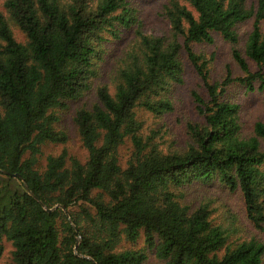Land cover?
Returning a JSON list of instances; mask_svg holds the SVG:
<instances>
[{
  "label": "trees",
  "instance_id": "obj_1",
  "mask_svg": "<svg viewBox=\"0 0 264 264\" xmlns=\"http://www.w3.org/2000/svg\"><path fill=\"white\" fill-rule=\"evenodd\" d=\"M3 7L0 255L9 241L7 264H145L146 249L163 264H264L263 240L238 233L232 217L212 216L209 204L191 206L178 191L213 180L239 189L246 218L264 232V120L243 135L239 104L224 97L233 81L264 92V0H169V32L159 35L142 30L127 0H4ZM249 18L242 52L236 25ZM132 25L112 88L97 85V100L75 112L85 159L63 146L41 164L44 143L66 141L56 125L59 111L91 88L107 34L118 37ZM213 32L231 44L241 75L227 69L210 80V57L193 44L212 42ZM183 52L207 89V97L192 92L203 118L186 122L182 148L162 146L143 112L173 109ZM127 140L131 150L122 163L119 148ZM141 237L145 248L122 245Z\"/></svg>",
  "mask_w": 264,
  "mask_h": 264
},
{
  "label": "rangeland",
  "instance_id": "obj_2",
  "mask_svg": "<svg viewBox=\"0 0 264 264\" xmlns=\"http://www.w3.org/2000/svg\"><path fill=\"white\" fill-rule=\"evenodd\" d=\"M169 0H127L135 9L137 17L141 23L143 31L152 34H167L169 32V21L164 14V5ZM4 0H0V10L4 11ZM255 0H247V3H253ZM252 26V18L238 22L236 29L239 33L238 47L243 52V47L248 32ZM134 28L121 27L118 37L108 38L103 42L104 51L99 61L98 71L92 79L91 88L82 96L67 101V105L59 111L60 118L56 125L65 130L67 139L65 142L55 143L46 142L41 147L40 163L45 162L47 154L58 153L63 146L66 147L69 154L77 156L81 160L85 159L86 150L83 147L77 126L74 122V115L80 107H90L97 100L96 86L106 84L112 88V79L115 67L119 59L122 58L125 48L134 37ZM261 28L264 31V19L261 22ZM14 33L18 39L24 36L20 30L14 26ZM214 40L212 42H197L193 48L206 57H210L208 62V75L211 81L221 80L230 69L232 76L241 75L243 72L232 57L231 44L226 41L218 32H213ZM248 59V58H247ZM183 62V80L175 83L171 89L173 100V109L160 116H155L149 112H143L145 125L156 129L155 138L162 146L172 145L183 147L188 139L186 132L187 121H201L202 116L195 108V102L192 92L195 90L203 97H207V89L201 76L187 58L186 53H182ZM250 67L256 66L252 60L248 59ZM225 99L235 101L239 104V114L243 135L252 133L253 122L257 119L264 120V92L258 89L247 90L242 83L233 81L226 86L224 94ZM1 109V108H0ZM130 142L127 140L119 148L120 160L125 162L130 154ZM182 198L191 204L197 206L200 203L209 204L212 210V216L234 218L238 226L244 232L243 235H254L264 241V232L255 228L246 218L245 207L242 194L239 189L230 190L223 186L217 180L212 182L192 181L184 184L178 189ZM4 249L0 255V264H7L10 261L12 246L9 241H3ZM123 247L145 248L142 237L135 243L122 241ZM147 259L145 264H163V260L157 258L153 251L146 249ZM264 261V256H263Z\"/></svg>",
  "mask_w": 264,
  "mask_h": 264
},
{
  "label": "water",
  "instance_id": "obj_3",
  "mask_svg": "<svg viewBox=\"0 0 264 264\" xmlns=\"http://www.w3.org/2000/svg\"><path fill=\"white\" fill-rule=\"evenodd\" d=\"M13 175H16V173H12ZM25 187L28 189V186L25 184ZM31 194H33L31 191H29ZM34 195V194H33ZM34 196H36V195H34ZM43 206L46 208V209H48V210H50V209H52V207H47L44 203H43ZM72 223V222H71ZM73 224V223H72Z\"/></svg>",
  "mask_w": 264,
  "mask_h": 264
}]
</instances>
